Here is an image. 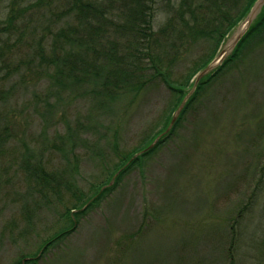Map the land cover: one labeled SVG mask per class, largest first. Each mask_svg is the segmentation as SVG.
Returning a JSON list of instances; mask_svg holds the SVG:
<instances>
[{
	"label": "rangeland",
	"instance_id": "1",
	"mask_svg": "<svg viewBox=\"0 0 264 264\" xmlns=\"http://www.w3.org/2000/svg\"><path fill=\"white\" fill-rule=\"evenodd\" d=\"M64 7V0H44L21 16L18 26L40 36L54 26L55 15L56 24H62L58 16ZM164 19L159 13L155 29ZM24 46L17 73L2 77L11 94L0 102V128L11 130L0 156V264L33 255L68 225L61 215L64 205L36 191L23 155L30 150L43 157L49 171L63 170L65 161L52 142L68 125L85 120L93 104L64 97L47 114L48 83L36 80L23 64ZM204 46L184 55L176 77L187 74ZM6 72L0 68V76ZM175 99L157 82L135 100L104 111L103 126L84 132L89 143L77 152L80 187L91 194L92 185L105 179L107 164L117 162L111 148L116 137L122 150L138 147L147 129L160 127ZM231 225L237 231L235 264H264V35L206 91L197 118H190L143 168L127 173L39 264H228Z\"/></svg>",
	"mask_w": 264,
	"mask_h": 264
},
{
	"label": "trees",
	"instance_id": "2",
	"mask_svg": "<svg viewBox=\"0 0 264 264\" xmlns=\"http://www.w3.org/2000/svg\"><path fill=\"white\" fill-rule=\"evenodd\" d=\"M43 1L0 0V68L7 70L0 76V102L11 94L2 77L9 78L17 73L20 64L16 59L21 54L19 49L25 45L23 64L35 74L36 80L48 83V96L44 101L47 114L59 107L64 97L89 99L93 104L85 120H79L75 126L68 125L66 133L56 134L52 142L65 161L63 170L49 171L43 157L33 156L30 150L23 155L24 168L36 191L48 201L52 195L64 205L61 215L67 218L68 225L46 239L33 255L21 256L15 264H39L72 235L80 220L99 206L127 173L143 168L145 161L173 140L190 118H197L206 91L240 59L254 40L264 35L263 16L239 43L231 58L200 82L168 136L132 161L121 171L114 185L102 191L118 170L167 128L186 88L191 87L195 75L216 56L225 37L244 18L255 0H64V10L58 16L62 24H56L55 15L54 26H47L40 36L32 31L26 34L18 26L19 18L29 10L39 9ZM159 13L165 19L155 29ZM25 28L27 30L28 26ZM14 36L17 40L12 42ZM201 45H205L204 51L189 65L187 74L176 77L174 74L184 55ZM157 82L164 84L176 98L164 113L160 127L147 129L139 146L131 151L122 150L116 137L111 148L117 162L111 166L107 164L103 171L105 179L92 185L93 191L88 194L76 179L80 161L78 149L89 143L84 132L102 127L104 111L115 108L127 98L135 100ZM10 130L6 125L0 128V156L9 141ZM65 194L67 201L64 202ZM66 203L70 206H65ZM147 222L148 216L140 229ZM236 240V226L231 225L230 246L226 250L228 264H235Z\"/></svg>",
	"mask_w": 264,
	"mask_h": 264
},
{
	"label": "water",
	"instance_id": "3",
	"mask_svg": "<svg viewBox=\"0 0 264 264\" xmlns=\"http://www.w3.org/2000/svg\"><path fill=\"white\" fill-rule=\"evenodd\" d=\"M263 16H264V0H255V2L250 7L249 11L244 16V18L225 37L216 56L195 75V77L191 82V87L185 90V96L183 97L179 106L172 114L171 120L167 128L161 134H159L147 148L135 154L129 160V162H127L120 170H118L111 179L110 183L102 188V191L106 188L112 187L115 183L116 178L121 173V171L124 170L132 161H134L141 155L155 148L160 140L168 136L174 124L178 120L182 110L184 109L188 101L195 94L200 82L206 77L213 74L215 71H217L229 58H231L239 43L250 32V30L260 21V19Z\"/></svg>",
	"mask_w": 264,
	"mask_h": 264
}]
</instances>
